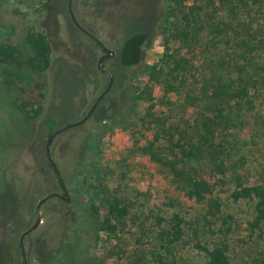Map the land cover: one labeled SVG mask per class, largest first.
Instances as JSON below:
<instances>
[{"label":"trees","instance_id":"1","mask_svg":"<svg viewBox=\"0 0 264 264\" xmlns=\"http://www.w3.org/2000/svg\"><path fill=\"white\" fill-rule=\"evenodd\" d=\"M160 21L163 58L147 65L146 86L140 88L129 81L121 108L133 118L111 121L98 131L104 135L127 125L134 141L130 155L145 156L155 166L165 167L171 183L188 202V210L196 211L193 216L172 214L168 230L157 236L149 256L153 264H189L184 251L193 245L206 254L202 264H264V0L200 5L168 0ZM150 31L124 40L116 51L121 67L143 65ZM25 41L32 54L14 43L0 42V61H21L27 56L41 73L52 64L56 68L69 64L65 59L51 61L44 32L29 28ZM91 61L87 73L93 70ZM22 78L17 73L0 79L3 106L11 109L0 126L12 119L9 128H0V218L18 200L17 180L10 181L8 173L28 136L27 131L19 135L23 117L34 123L44 116V106L34 107L36 102L16 97L19 93L13 87ZM45 85L40 83L38 88ZM157 88L163 93H155ZM140 102L148 103L141 117L137 116ZM52 120L48 112L39 133L48 128L50 132L44 133L50 135ZM83 182L88 183L87 176ZM118 203L115 200L112 209L117 221L128 212L119 209ZM72 207L77 214L70 224L73 230L69 227L57 233L64 259L50 264H96L90 252L101 234L115 233L116 226L103 218L92 200L84 202L78 197ZM238 231L245 233L239 240L232 237ZM162 248L168 260L159 251ZM141 261L139 256L134 264Z\"/></svg>","mask_w":264,"mask_h":264},{"label":"rangeland","instance_id":"2","mask_svg":"<svg viewBox=\"0 0 264 264\" xmlns=\"http://www.w3.org/2000/svg\"><path fill=\"white\" fill-rule=\"evenodd\" d=\"M84 1V7H76L77 19L100 38L107 48L116 51L129 35L151 31L144 46L142 66L123 68L115 61H106L105 69L112 68L115 78L113 88L87 122L53 139L51 155L71 198L75 200L80 197L84 202L94 201L103 218L112 220L116 226L115 233L101 234L97 246L90 252L94 262L134 264L141 256L140 264H153L149 252L153 250L157 236L168 230L172 214L193 216L196 211L188 210V202L171 183L165 167L155 166L145 156L130 155L134 141L127 125L117 126L104 135L98 131L99 127L111 121L133 118L121 109L125 104V94L129 81L140 88L146 86L149 83L147 65L163 58L165 47L158 33V24L167 11L168 0ZM207 1L219 0H185L188 5H200ZM60 5L62 9L59 11L56 6ZM66 8V0L0 2V42L14 43L26 53L32 54V49L25 41L26 33L29 28H36L45 33L50 43L52 62L65 59L75 65L76 71L69 64L61 68L52 64L46 73H41L29 62L27 56L21 61H0V79L6 80L9 76L21 74L22 80L13 87L19 93L16 97L36 102L34 107L44 106L42 116H48L49 112L54 128H61L84 117L107 83L95 72L96 60L103 53L101 48L84 34L74 32ZM150 14L155 20L151 21ZM156 20L157 26L153 29L151 24ZM173 48H178V44L173 45ZM90 60H94L93 70L87 73ZM40 83H47V86L39 89ZM76 92L78 94L74 95ZM8 93L10 95L11 90ZM155 93L161 94L163 90L157 88ZM2 98L0 91V124L4 123L6 113L7 116L10 114L8 108L11 111L10 106H3ZM146 106L148 103L138 104L137 116L143 115ZM44 116L34 123H28L22 116L23 127L18 130L19 135L24 136L27 131L28 136L23 138L26 140L25 145L14 158V169L8 173L10 181L17 180L19 193L17 202H11L9 211L1 218L0 264H22L21 258L17 261L19 234L28 224L33 223L36 203L51 192L55 184V174L48 166L45 155L47 136L44 132H48V128L43 129L42 134L39 133ZM11 120L9 118L8 124L0 128H9ZM151 137L149 134L148 138ZM141 139L142 142L146 141ZM85 176L87 184L83 182ZM115 200L119 202V209L128 211L118 221L112 212ZM58 209V202L54 199L47 201L41 208L42 222L25 242L28 264H50L55 259H64L63 251L60 253V236L57 233L70 227L74 209L71 205V213L67 217H64V211ZM52 233L54 237L51 240L49 237ZM237 233L238 236H232L237 240L245 235L242 231ZM159 251L165 255L166 260L169 259L165 249ZM184 254L189 264H202L206 258L205 252L193 245L187 247ZM122 255L129 257L122 260ZM13 258L16 262H13Z\"/></svg>","mask_w":264,"mask_h":264},{"label":"flooded vegetation","instance_id":"3","mask_svg":"<svg viewBox=\"0 0 264 264\" xmlns=\"http://www.w3.org/2000/svg\"><path fill=\"white\" fill-rule=\"evenodd\" d=\"M50 1H53V0H50ZM65 0H55V2H64ZM89 1H92V0H89ZM94 1H96V0H94ZM152 1V0H151ZM66 2H67V12H68V16H69V19L71 20V23H72V26H73V29H74V32H77V33H82V34H84L87 38H89L90 40H93L94 42H95V44L97 45V46H99L100 48H101V50H102V57L103 56H106L105 57V59L103 60V62H102V68L103 69H105V63H106V61H115L116 63H118V61H116L115 59H116V51L117 50H119V48L121 47V45H122V43L124 42V41H122V43H121V45H120V47H118V49L115 51V50H112V49H110V48H107L106 46H105V44H104V42L100 39V38H98L97 36H95L87 27H85V25H83L84 23H82L80 20H78L77 19V13H76V7L77 6H81V7H84V5H85V1L84 0H72L71 1V9H72V11H73V14H74V16H75V19H76V21L78 22V24H79V26L73 21V18H72V14H71V12H70V5H69V2H70V0H66ZM77 2V3H76ZM56 8H57V10H59L60 11V9H62V5H60V6H56ZM144 11L141 13V16L143 17L144 16ZM150 18H151V21L152 20H155L154 18H153V15L152 14H150ZM155 22V21H154ZM151 26H152V24H151ZM36 29V28H35ZM36 31H40V30H38V29H36ZM92 34L93 36H95L96 38H98L99 40H100V42L101 43H99V42H97L95 39H93L89 34ZM129 36H131V35H129ZM128 36V37H129ZM128 37H126L125 39H127ZM124 39V40H125ZM111 51L113 52V54L111 53ZM100 55V56H101ZM99 56V57H100ZM98 57V59L96 60V71H98V75H101L105 80H106V87L108 86V78H107V76L105 75V74H103L99 69H98V66H97V64H98V60L100 59ZM92 61L90 60V63H91ZM68 63H69V65H71L74 69H75V65L73 64V63H71V62H69L68 61ZM89 63V62H88ZM88 65V64H87ZM86 65V66H87ZM119 65V64H118ZM87 67H89V65L87 66ZM110 75H111V77H112V86H111V89L113 88V86H114V76H113V71H112V68H109V69H105ZM75 71H76V69H75ZM106 87L104 88V90L106 89ZM111 89L101 98V100L97 103V105L95 106V108H94V110H93V113H92V115L96 112V110L98 109V106L102 103V101L106 98V96L110 93V91H111ZM104 90H102V92L104 91ZM101 92V93H102ZM100 93V94H101ZM100 94H99V96H100ZM99 96L96 98V100H95V102L97 101V99L99 98ZM95 102L89 107V109H88V111L86 112V114L89 112V110L93 107V105L95 104ZM86 114L84 115V117L86 116ZM92 115L90 116V118L92 117ZM83 118V117H82ZM81 118V119H82ZM89 118V119H90ZM88 119V120H89ZM80 120V119H79ZM87 120V121H88ZM86 121V122H87ZM74 122V121H73ZM71 123V122H70ZM85 123V122H84ZM83 123V124H84ZM83 124H81V125H83ZM81 125H79V126H81ZM77 127V126H76ZM41 128V127H40ZM74 128V127H73ZM56 129H58V128H54V130L50 133V135L56 130ZM71 129V128H70ZM68 130V129H67ZM66 131V130H65ZM48 132H50V130L48 129ZM47 132V133H48ZM64 132V131H63ZM62 133V132H61ZM60 134V133H59ZM50 135H48L47 136V139H46V142H45V155H46V160H47V164H48V166H50V168H52V170H53V172H54V174H55V177H56V180H55V184H54V186L52 187V191L51 192H58V193H60L61 195H63V197H65V198H59V197H52V198H50V199H48L47 201H49V200H51V199H54V200H56L57 202H58V207L60 208V209H58L59 211H64V217H67L68 215H70V206L72 205V204H74V201H76V199L75 200H73L72 198H71V196H70V193L68 192V190H67V188H66V184L64 183V180H63V178L61 177V175H60V172H59V175H60V177H61V179L63 180V183H64V188H63V186H62V184H61V182H60V180H59V178H58V176H57V174H56V172H55V169L53 168V166H52V164H51V162H50V160H49V158H48V156H47V154H46V144H47V141H48V138L50 137ZM57 136V135H56ZM55 136V137H56ZM54 137V138H55ZM53 138V139H54ZM53 139L51 140V143H50V146H49V150H50V156H51V158L53 159V157H52V155H51V145H52V141H53ZM53 161H54V159H53ZM54 163H55V161H54ZM55 165H56V167H57V164L55 163ZM57 169H58V167H57ZM58 171H59V169H58ZM51 192H49V193H51ZM48 193V194H49ZM47 195V194H46ZM46 195H44V196H46ZM43 196V197H44ZM42 198V197H41ZM40 198V199H41ZM39 199V200H40ZM38 200V201H39ZM46 201V202H47ZM45 202V203H46ZM61 202H62V204H61ZM44 203V204H45ZM37 204V203H36ZM43 204V205H44ZM43 205L41 206V208L43 207ZM36 206V205H35ZM41 208H40V213H41ZM71 215H72V218L74 219V217H76V212H75V210H74V212L73 213H71ZM34 219H35V208H34ZM41 222H42V216H41ZM2 222H1V218H0V224H1ZM33 223H34V220H33ZM33 223L32 224H28L25 228H23L22 230H21V232H20V234H19V237H18V248H19V250H18V252H19V258H21V260H22V264H24V260H23V255H22V250H21V245H20V236H21V234L25 231V230H27L28 228H30L32 225H33ZM41 224V223H40ZM40 224H39V226H40ZM38 226V227H39ZM38 227L35 229V230H37L38 229ZM73 227V226H72ZM71 228V227H70ZM34 230V231H35ZM34 231H32V232H34ZM10 232H12V231H10ZM32 232H30V233H32ZM29 233V234H30ZM29 234H27L25 237H24V239H23V242H24V247H25V251H26V254H27V264H28V252H27V250H26V246H25V242H27V237H28V235ZM45 235H48V234H45ZM55 236H56V234H55ZM54 237V234L52 233V234H50V237H49V239H51L52 240V238ZM61 243V242H60ZM13 262H16V260L13 258Z\"/></svg>","mask_w":264,"mask_h":264},{"label":"water","instance_id":"4","mask_svg":"<svg viewBox=\"0 0 264 264\" xmlns=\"http://www.w3.org/2000/svg\"><path fill=\"white\" fill-rule=\"evenodd\" d=\"M71 1L69 2V5H70V12L72 14V18H73V21L79 26L78 22L76 21L75 19V16L73 14V11L71 9ZM89 34V33H88ZM93 39H95L97 42L101 43L100 40L98 38H96L95 36H93L92 34H89ZM111 53L113 54V52L111 51ZM106 56H103L101 57L99 60H98V69L107 76L108 78V86L106 87V89L100 94L99 98L97 99V101L95 102V104L93 105V107L89 110V112L86 114L85 117H83L82 119L80 120H77V121H74V122H71L61 128H58L56 129L51 135L50 137L48 138V141H47V144H46V154L53 166V168L55 169V172L64 188V183H63V180L61 179L60 175H59V171L53 161V159L51 158L50 156V150H49V146H50V143H51V140L56 136L58 135L59 133L67 130V129H70V128H73V127H76V126H79L81 124H83L84 122H86L90 116L92 115L93 113V110L95 108V106L97 105V103L101 100V98L111 89V86H112V77L111 75L105 70L102 68V62L103 60L105 59ZM52 197H59V198H65L63 197V195H61L60 193L58 192H51L49 194H47L46 196L42 197L36 204L35 206V219H34V223L33 225L28 228L27 230H25L21 236H20V245H21V250H22V255H23V260H24V264H27V254H26V251H25V247H24V242H23V239L24 237L29 234L30 232L34 231L38 226L39 224L41 223V213H40V208L41 206L50 198Z\"/></svg>","mask_w":264,"mask_h":264}]
</instances>
